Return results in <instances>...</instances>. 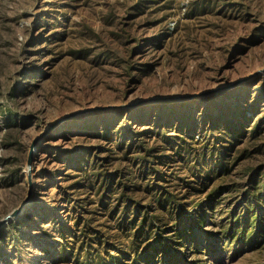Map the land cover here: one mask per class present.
<instances>
[{
  "label": "rangeland",
  "instance_id": "374dc122",
  "mask_svg": "<svg viewBox=\"0 0 264 264\" xmlns=\"http://www.w3.org/2000/svg\"><path fill=\"white\" fill-rule=\"evenodd\" d=\"M264 0H0V264H264Z\"/></svg>",
  "mask_w": 264,
  "mask_h": 264
},
{
  "label": "water",
  "instance_id": "95a60500",
  "mask_svg": "<svg viewBox=\"0 0 264 264\" xmlns=\"http://www.w3.org/2000/svg\"><path fill=\"white\" fill-rule=\"evenodd\" d=\"M259 73H264V68H262L261 70L256 71L255 73L246 76V77H242L236 81H234L233 83H231L230 85L227 86H218L215 88H211L205 91H200V92H195V93H190V94H185V95H166V96H160V97H153V98H146V99H142L138 102V104H145L148 102H162V101H181V100H191L197 97H203V96H207V95H213L216 93H219L223 90L226 89H230L233 88L235 85H237L238 83L247 80L248 78L254 76V75H258ZM118 107H126L125 105H108V106H93V107H85V108H81L79 110H76L74 112L65 114L61 117H59L58 119H56L54 122H52L51 124H49L43 132H41L38 136H36V138L34 140H32V142L29 145V150H28V155H27V159H26V180H27V185H28V191H27V195L25 196V198L19 203V205L14 208L12 211H10L9 213H7L5 216H3V218L0 219V228L5 226L7 223H9L10 221L16 219L19 215H21L24 210L27 208V206L29 205V199L32 193V188H33V184H32V174H31V170H32V160H33V153L34 150L36 148V145L38 144L39 141H41L45 136H47V134L53 129L55 128L57 125H59L60 123H62L65 120L74 118L78 115L81 114H85V113H89V112H93V111H99V110H105L108 108H118Z\"/></svg>",
  "mask_w": 264,
  "mask_h": 264
}]
</instances>
